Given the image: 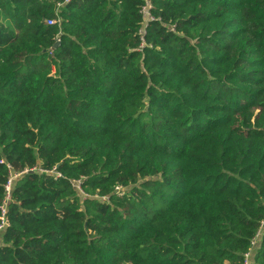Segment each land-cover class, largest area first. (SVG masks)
<instances>
[{
    "label": "trees",
    "instance_id": "obj_1",
    "mask_svg": "<svg viewBox=\"0 0 264 264\" xmlns=\"http://www.w3.org/2000/svg\"><path fill=\"white\" fill-rule=\"evenodd\" d=\"M58 1L0 0V264H244L264 0Z\"/></svg>",
    "mask_w": 264,
    "mask_h": 264
},
{
    "label": "built area",
    "instance_id": "obj_2",
    "mask_svg": "<svg viewBox=\"0 0 264 264\" xmlns=\"http://www.w3.org/2000/svg\"><path fill=\"white\" fill-rule=\"evenodd\" d=\"M69 1L70 0L58 1L57 7H61L65 3H68ZM146 10H147V6L145 5L142 8L143 13H146ZM146 18H149L148 14L146 15ZM53 22H56V20H48L47 21L48 24H52ZM7 167L10 168L9 165H7ZM26 171H28V170H25L24 172H26ZM48 173H50V174L54 173V176H57V177L61 176V174L59 172H57L55 168L50 170ZM17 175H18L17 173H10L6 183L4 184V204L0 208L1 209V212H0V236L8 224V221L6 219V204L11 198L10 194H11L12 182L17 177ZM116 189H119V187H117ZM262 238H264V219L260 222L259 228H258L254 238L251 241V249L247 253L244 254V264H250V261L252 259L253 250L255 248H257L258 243Z\"/></svg>",
    "mask_w": 264,
    "mask_h": 264
},
{
    "label": "crops",
    "instance_id": "obj_3",
    "mask_svg": "<svg viewBox=\"0 0 264 264\" xmlns=\"http://www.w3.org/2000/svg\"><path fill=\"white\" fill-rule=\"evenodd\" d=\"M256 248L253 250V253H252V259H251V261H250V264H254V254H255V252H256ZM225 264H227V263H225Z\"/></svg>",
    "mask_w": 264,
    "mask_h": 264
},
{
    "label": "water",
    "instance_id": "obj_4",
    "mask_svg": "<svg viewBox=\"0 0 264 264\" xmlns=\"http://www.w3.org/2000/svg\"><path fill=\"white\" fill-rule=\"evenodd\" d=\"M58 45V42H56L55 44H54V47H56Z\"/></svg>",
    "mask_w": 264,
    "mask_h": 264
}]
</instances>
